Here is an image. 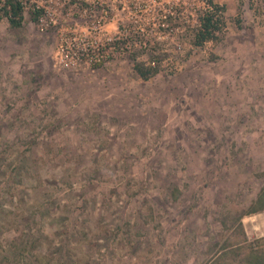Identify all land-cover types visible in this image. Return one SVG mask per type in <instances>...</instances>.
I'll return each mask as SVG.
<instances>
[{
    "label": "rangeland",
    "instance_id": "1",
    "mask_svg": "<svg viewBox=\"0 0 264 264\" xmlns=\"http://www.w3.org/2000/svg\"><path fill=\"white\" fill-rule=\"evenodd\" d=\"M215 1L224 27L197 45L204 0H138L148 47L79 69L55 63L54 26L2 14L0 264H215L264 236V208L247 212L264 188V0Z\"/></svg>",
    "mask_w": 264,
    "mask_h": 264
},
{
    "label": "built area",
    "instance_id": "2",
    "mask_svg": "<svg viewBox=\"0 0 264 264\" xmlns=\"http://www.w3.org/2000/svg\"><path fill=\"white\" fill-rule=\"evenodd\" d=\"M18 1L26 11L40 9L37 16L40 22L55 27L57 42L54 60L60 67L79 69L100 66L132 52L136 47H148L144 27L136 25L140 28L137 29L128 23L130 19L137 20L131 15V10L136 8L138 0ZM4 2L0 0V7ZM119 10L124 11V16L118 15ZM62 12L61 22L58 15H62ZM165 17V13L159 17L163 27L168 26ZM197 23L198 17L195 25Z\"/></svg>",
    "mask_w": 264,
    "mask_h": 264
},
{
    "label": "trees",
    "instance_id": "3",
    "mask_svg": "<svg viewBox=\"0 0 264 264\" xmlns=\"http://www.w3.org/2000/svg\"><path fill=\"white\" fill-rule=\"evenodd\" d=\"M204 1L206 7L198 14V23L194 26L191 34L193 43L197 45L216 38L218 32L224 27L223 6L215 0ZM0 8L2 11L0 18L2 14L6 16L10 26L17 27L22 24L23 8L18 0H5ZM40 11V9H34L32 18L37 19ZM133 59V68L143 78H148L156 73L160 66L159 62L146 63ZM260 208H264V188L261 189L247 212H254ZM223 248L228 250L223 253L221 259L217 260L215 264H264V236L250 240L244 234L241 241L227 242V245Z\"/></svg>",
    "mask_w": 264,
    "mask_h": 264
}]
</instances>
